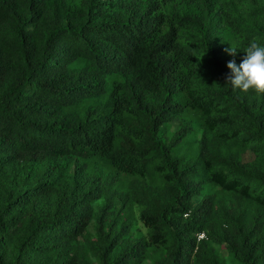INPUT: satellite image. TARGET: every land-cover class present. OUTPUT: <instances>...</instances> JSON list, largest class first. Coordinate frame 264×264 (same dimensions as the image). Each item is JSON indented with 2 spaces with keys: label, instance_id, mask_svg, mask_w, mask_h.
Listing matches in <instances>:
<instances>
[{
  "label": "trees",
  "instance_id": "obj_1",
  "mask_svg": "<svg viewBox=\"0 0 264 264\" xmlns=\"http://www.w3.org/2000/svg\"><path fill=\"white\" fill-rule=\"evenodd\" d=\"M221 5L0 0V264H90L77 241L93 218L97 239L89 251L98 264H221L200 257L195 238L212 237L221 218L211 195L192 209L207 184L239 206L258 193L249 219L237 227L225 220L229 230L218 241L243 264H264V95L227 84L232 59H222L214 41L235 32ZM205 51L220 91L199 87ZM189 115L204 129L192 158L178 155L194 130ZM238 120L241 130L227 131ZM177 121L179 130L165 142L163 131ZM216 132L263 143L254 146L259 160L250 165L234 155L227 162L236 175L214 170L197 179L211 167L209 135ZM72 166L80 175L73 186ZM120 175L163 178L167 199L141 214L148 241L124 239L108 221L111 202L94 212Z\"/></svg>",
  "mask_w": 264,
  "mask_h": 264
},
{
  "label": "rangeland",
  "instance_id": "obj_2",
  "mask_svg": "<svg viewBox=\"0 0 264 264\" xmlns=\"http://www.w3.org/2000/svg\"><path fill=\"white\" fill-rule=\"evenodd\" d=\"M224 18H228L232 22V27L235 32V36L231 40L224 42H217L220 37H217L214 41L216 48L220 52L222 59H236L238 55L244 53V49L248 47L249 43L256 39L258 43L264 45V14L261 10L264 9V0H221ZM216 23V20H213ZM212 25V21H211ZM212 28H217L214 26ZM188 39V35L184 36ZM235 48L237 53L235 57L228 55L225 52L226 48ZM211 58L210 52H202L198 58V82L199 87L209 88L210 90L220 91L222 86L217 79L214 72V68L211 66L209 60ZM238 65V64H237ZM230 70V69H229ZM188 120L194 121V130L190 135V138L180 148L178 155L192 158L198 154L200 143L203 138L204 129L199 125L200 119L196 116L189 115ZM199 121V122H198ZM242 126L241 121H236L233 126L227 127V131L235 130L240 131ZM180 122L177 121L166 128L162 133V138L165 142H168L172 136L179 130ZM211 147L209 149L210 155L208 161L210 163L206 172L198 176L197 179L207 180L209 175L214 170H222L230 175H236L233 168L227 162V159L234 155H240L242 162L245 164L253 165L259 159L255 148L263 145L261 142L247 141L244 134L240 135V138L235 141H229L222 132H216L210 134ZM246 144V145H245ZM244 145L247 147L244 150ZM262 149L264 147L262 146ZM87 176H91L87 174ZM80 177L79 171L76 166H72L69 171L67 180L71 186L76 183ZM120 184L118 187H113L111 192L105 196H102L100 200L94 204V212L100 207L108 203H112V211H115L110 218L109 222L115 221L117 223V229L123 230V235L126 241L146 239L149 240L150 229L146 227L141 220V214L148 208L159 206V202H165L167 195L163 191L164 184L163 178L155 175L151 178L140 179L137 176L120 175ZM258 193H254L251 198L246 199L239 205L236 204L235 199L231 194L223 192L213 185L207 184L202 192V196L196 197L192 209H194L207 195L215 197L217 204L220 208L219 216L217 219L216 228L212 231V237H209L208 233L195 235L197 241V249L199 250L200 257L202 255H211V257L218 259L221 264H243L238 256L229 247L227 242L220 244L218 239L224 230H229L228 224L225 220H231V225L237 227L249 219V217L256 210ZM184 220H188L187 215L183 216ZM220 225H224L223 230ZM97 219L93 218L85 235L80 237L77 241V246L87 254L85 259L90 264H98L97 260L92 256L89 251V245L97 239L96 236ZM210 232V230H209ZM228 235V234H226ZM9 249L4 252V256L9 257L13 254ZM200 262V261H197ZM196 262V263H197ZM145 264H152V259H148Z\"/></svg>",
  "mask_w": 264,
  "mask_h": 264
},
{
  "label": "clouds",
  "instance_id": "obj_3",
  "mask_svg": "<svg viewBox=\"0 0 264 264\" xmlns=\"http://www.w3.org/2000/svg\"><path fill=\"white\" fill-rule=\"evenodd\" d=\"M246 56L237 65L235 59L227 63L230 72L226 75L228 85L233 90L248 93L254 91L258 95H264V45L253 39L244 49ZM225 52L235 57L237 50L233 47L226 48Z\"/></svg>",
  "mask_w": 264,
  "mask_h": 264
}]
</instances>
